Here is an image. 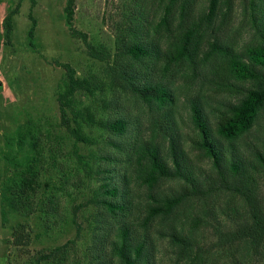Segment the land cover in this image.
Masks as SVG:
<instances>
[{
	"label": "trees",
	"instance_id": "1",
	"mask_svg": "<svg viewBox=\"0 0 264 264\" xmlns=\"http://www.w3.org/2000/svg\"><path fill=\"white\" fill-rule=\"evenodd\" d=\"M76 1L68 0L66 21L72 35L88 42L86 34L73 28ZM134 3L138 14L130 16L132 25L118 36L120 59L107 75L129 100L143 104L145 122L117 107V90L102 100L110 117L79 104V93L94 97L105 91L107 81L80 78L70 64L61 65L66 70L57 98L61 126L75 142L86 144L91 143L88 125L103 130L111 138L108 147L115 150L100 157L114 168L99 167L102 183L84 204L108 216L98 215L90 264H161L157 256L166 241L171 251L166 264H205L199 229L219 215L239 227L233 233L217 229L220 246L264 249V0H240L239 29L252 36L243 44L246 35L232 33L237 0ZM30 19L34 47L37 20ZM12 29L10 14L9 37ZM89 49L95 59H110L105 49ZM37 131L28 122L17 133L20 145L30 138L35 154L20 179L7 187L10 208L28 217L36 212L37 192L48 186L39 179L37 162L46 147H40L42 133ZM45 132L52 141L50 128ZM58 195L51 192L48 198L51 220L58 216ZM70 252L67 245L57 247L36 264H68Z\"/></svg>",
	"mask_w": 264,
	"mask_h": 264
},
{
	"label": "rangeland",
	"instance_id": "2",
	"mask_svg": "<svg viewBox=\"0 0 264 264\" xmlns=\"http://www.w3.org/2000/svg\"><path fill=\"white\" fill-rule=\"evenodd\" d=\"M34 1L35 4L33 0H0V81L3 83L0 87V264H36L43 254L65 245L71 251L68 264H78L76 262L82 260L79 264H90V247L100 220L98 215L101 214L103 219L108 216L103 209L84 204L95 196L102 183L97 172L106 163L100 157L112 155L115 150L108 147L111 138L103 130L88 125L85 132L91 143L86 144L75 142L61 126L57 98L66 78V70L61 65L70 64L80 78L98 76L107 81L105 91H99L94 97L79 93L76 97L79 104L94 107L99 117H110L112 114L107 112L111 111L103 108L102 100L104 95L117 90V107L136 122H145L143 104L129 100L117 85H111L107 75L120 59L118 36L132 25L130 16L137 15L138 11L135 0H77L73 28L88 36V42H85L72 35L66 21L68 0ZM10 14L13 29L9 37ZM30 15L37 20L34 47L29 39ZM242 18L240 0H237L232 28L235 37L239 34L236 31L243 33V29H239ZM243 35L246 36L241 44L252 37L246 30ZM90 45L105 49L111 54L110 59L100 61L92 57ZM28 122H33L38 128L37 133H42L39 143L46 151L37 162V168L39 179L48 184L37 192L38 206L29 217L10 208L6 201L7 187L20 179L21 170L35 154L29 146V137L24 145L17 140V133ZM47 128L54 137L52 141L48 140ZM55 137L59 138L58 143ZM57 191L58 216L51 220L47 215L48 198L51 192ZM260 192L264 196V178ZM77 206L83 207L76 209ZM217 229L233 233L239 227L223 215L207 218L198 233L205 250V264H264V249L247 252L243 250L245 245L238 243L220 246ZM166 242L161 243V252L157 256L161 264L162 261L169 263L171 257Z\"/></svg>",
	"mask_w": 264,
	"mask_h": 264
},
{
	"label": "water",
	"instance_id": "3",
	"mask_svg": "<svg viewBox=\"0 0 264 264\" xmlns=\"http://www.w3.org/2000/svg\"><path fill=\"white\" fill-rule=\"evenodd\" d=\"M3 85V83L0 81V87Z\"/></svg>",
	"mask_w": 264,
	"mask_h": 264
}]
</instances>
